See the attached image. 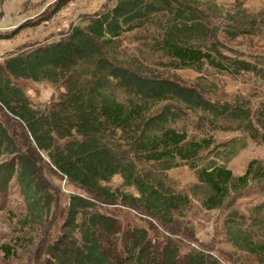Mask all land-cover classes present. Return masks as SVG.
I'll return each mask as SVG.
<instances>
[{"label":"trees","instance_id":"obj_1","mask_svg":"<svg viewBox=\"0 0 264 264\" xmlns=\"http://www.w3.org/2000/svg\"><path fill=\"white\" fill-rule=\"evenodd\" d=\"M223 14L227 23H215ZM258 19L240 4L224 12L213 0H114L55 40L3 59L0 112L8 119L0 120V205L13 183L24 204L15 243L36 240L35 264H223L179 234L178 218L192 199L206 211L226 208L225 241L264 264V200L247 214L232 207L242 190L264 184V162L250 160L238 176L226 167L247 139L264 142V100L253 108L248 98L211 97L212 83L189 86L165 76L209 69L264 82V57L228 55L221 41L258 34ZM133 32L143 41L139 55L120 50L121 38ZM20 79L64 91L35 108ZM213 131L240 136L218 142ZM180 164L195 177L187 193L175 191L166 175ZM44 166L83 192L66 196L59 219L60 195ZM115 176L121 184L112 188ZM116 203L146 216L145 225L101 209ZM0 249L12 255L6 244Z\"/></svg>","mask_w":264,"mask_h":264},{"label":"rangeland","instance_id":"obj_2","mask_svg":"<svg viewBox=\"0 0 264 264\" xmlns=\"http://www.w3.org/2000/svg\"><path fill=\"white\" fill-rule=\"evenodd\" d=\"M114 0H0V63L7 56L20 50L32 48L53 41L66 32L71 25L78 24L88 16L95 15L109 8ZM210 1V0H209ZM225 10L231 9L235 4H240L245 11L259 17L258 34L254 36L239 37L235 40L224 41L225 52L231 56H238L254 62L264 57V0H213ZM215 23H227L224 14L213 17ZM120 50L124 53L140 54L144 50L141 35L138 33L125 34L120 40ZM155 60L149 63L156 69ZM162 69V68H159ZM178 80L186 85L199 83H212L214 93L211 97L231 101L235 97L248 98L257 108L259 101L264 100V82L254 79L251 75L232 77L227 74L195 72L189 68L170 70L165 76ZM25 95L35 108H45L55 102L64 91L59 85L48 82H33L27 79L17 81ZM7 116L0 112V120L7 123ZM192 120L193 116L190 115ZM190 122V121H189ZM185 121L189 132L196 134L193 125ZM177 123L176 126H180ZM8 126V125H7ZM12 129V128H11ZM216 141H225L232 137H239V133L213 131ZM256 159L264 162V142L247 139L246 146L238 151L226 163V167L235 176L241 175L247 163ZM218 162H221L218 160ZM222 163V162H221ZM44 168H46L44 166ZM46 179L54 189H58L60 198L55 219L63 213L66 196L69 193L83 194L76 185L69 183L60 175L48 171ZM169 185L177 192L187 193L188 187L195 182L193 171L186 165L180 164L166 172ZM121 179L113 177L108 186L119 187ZM5 201L0 205V246L6 244L11 247L12 255L6 258L0 249V264H35L36 240L30 244V238L21 244L15 243L20 231L15 225V217H20L24 211L22 199L17 194V189L12 183L7 189ZM264 200V184L252 183L242 190L235 199L233 206L239 213H248L254 205ZM104 212L117 216L123 223L131 222L136 225H145L146 216L141 215L127 207L116 203L103 205ZM226 208L206 211L201 208L198 201L192 199L191 203L178 218L181 231L191 240V247L202 248L206 252L218 257L223 264H233L234 259L241 256L244 264H256L249 256L234 251L225 241L223 220L227 213ZM57 217V218H56ZM184 237V236H183ZM185 249V247H184ZM233 255V256H231Z\"/></svg>","mask_w":264,"mask_h":264}]
</instances>
